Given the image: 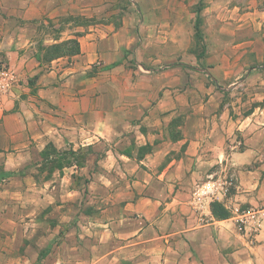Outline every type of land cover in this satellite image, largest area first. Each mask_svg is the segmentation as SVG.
<instances>
[{"label":"crops","instance_id":"0c3cea01","mask_svg":"<svg viewBox=\"0 0 264 264\" xmlns=\"http://www.w3.org/2000/svg\"><path fill=\"white\" fill-rule=\"evenodd\" d=\"M136 2V13L119 16L117 0H0V169L23 171L2 181L16 183L11 193L21 195L22 206L30 205L28 197L37 196L34 204L47 201L40 196L45 188L54 192L60 186L66 194L70 176L53 174L41 183L28 174L39 166L45 146L75 150L103 143L107 148L95 161L97 171L84 178L89 207L75 221L81 239L63 243L70 251L58 262L264 264V222L250 240L239 233L231 212L233 207L264 210V94L235 97L221 112L213 96L206 110L158 111L154 104L165 103L160 92L168 78L161 66L167 57L164 44L184 32L194 36L195 12L187 9L199 0ZM227 12L223 0H207L201 14L208 74L225 91L241 85L245 91L249 86L261 90L264 80L256 79L264 67L249 65L264 62V49L258 50L259 39L238 33L244 30L238 15L226 23ZM70 16L95 21L61 28ZM45 28L57 35L46 37L44 46L77 37L80 53L39 64L36 36ZM129 48L158 57L159 65H133L132 54L126 56ZM93 67L96 72L87 75ZM171 119L173 128H168ZM137 132L141 139L130 148ZM139 146L147 147L143 154ZM211 173L234 180L221 203L226 217L211 204L202 211L191 205L194 185ZM52 256L39 264L59 258Z\"/></svg>","mask_w":264,"mask_h":264},{"label":"rangeland","instance_id":"374dc122","mask_svg":"<svg viewBox=\"0 0 264 264\" xmlns=\"http://www.w3.org/2000/svg\"><path fill=\"white\" fill-rule=\"evenodd\" d=\"M117 1L116 7L120 10L119 16L136 13V11L140 9L136 0ZM217 1L220 2L222 0ZM223 1L226 2V7L228 8L227 19H225L226 23H232L234 20L233 17L238 15L241 21L240 23H243L244 28V30L238 28V33L240 34V31H244L241 32L243 39L249 38L251 35L253 40L259 39L258 50H263L264 1ZM202 4L204 10L207 6V0H202ZM195 6L196 5L189 7L187 11L194 14ZM230 10H233L232 14ZM246 13L252 14L248 16ZM137 14L139 15L141 13ZM230 16L232 17L230 18ZM63 20L68 22L63 23V26L61 24V28H73L76 25L84 27L93 25L95 18L70 16L65 17ZM202 21L205 43L207 40H205L206 25L204 16H202ZM250 28L251 30H247ZM54 30L55 29L45 28L38 31L36 36L37 42L35 44L37 53H35V55L39 53L40 57H42V53L39 52L40 47L44 46L42 42L48 36L57 35ZM136 33V44L138 47L140 46L142 50L144 43L143 36L141 33L139 34L138 29ZM177 38L176 40L175 38L172 40L169 37L166 44L162 42L165 47H167V57H165L166 60L164 62L162 61L161 66L162 70L167 71L168 78L167 86L160 92L162 98L166 97L165 103L161 105L154 104L158 107V111L186 115L194 110H206L205 108L208 106L207 101L210 96H213L218 98V100L216 99L218 102L216 111L221 112L224 109V105L235 97L246 98L250 93L257 94L256 91H261V93L264 94V86L261 90H259V88L255 90L248 85V91H245L242 85L233 90L231 88H228L227 91L219 89V86L217 87L216 84L214 85L212 78H210L208 74L207 68H209L210 65L207 63V50L203 55L201 54V49L196 45L193 35L189 37L184 32L183 36H178ZM187 40H189L191 44H187ZM260 42H262V44ZM164 45H162V47ZM132 49L133 48H129L127 50L126 56L132 54L130 62L133 65H159L155 63L158 57L147 56L143 54V52L137 54L133 52ZM162 52H164L163 48ZM198 55H202L200 60H197ZM191 64H193L192 67ZM259 66L264 67V62L252 63L249 65V69L255 68L258 70L257 68ZM256 70L253 72H256ZM91 71L92 70L89 72ZM177 71H183L181 72L182 75ZM249 73L251 72L248 71L247 74ZM257 75L256 82L264 80V73L257 72ZM212 105L215 106V104L211 103L209 107H212ZM172 119L167 121L168 128H173L174 120ZM138 137H140L138 132L131 134V140H129L131 143L129 146L130 148L137 147L136 144L141 139ZM106 148L107 145L103 143H100L96 148H92V146L89 145L76 148L75 150H73L72 147L56 149L52 144H47L43 150L45 151L44 158L41 157L42 160H40L39 166L32 167V169L28 171V174H31L36 180L41 179V183L49 181L53 174L55 175L54 177L58 178L62 175L70 176L71 184L67 185L68 187L66 188L68 189L67 193L69 196L66 195L67 193H62L63 191L60 186H58V190L54 192L49 188H45V191H43V194H40V196L43 197L46 195L47 201L43 200L39 202V204H34L33 201L37 200V196L34 197L35 199L33 198L34 200L28 197L27 203L30 204L29 206H25L26 204L22 206V200L19 199L21 195H17L16 190L14 193H11V191L16 188L15 182L11 183V181H9L6 182V184L2 181L22 175L23 171L13 170L4 172L0 169V264H38L37 257L42 252L45 253V256L53 255L54 257H59L55 258L53 261L51 260L49 264H64L58 261L59 259L61 260L67 252L69 253L70 250L61 245L63 243H68V245H70L72 242H78L81 239L79 238V227H75V221L78 213L82 212L86 207H89V204H86L89 198L84 194L87 192L83 191L86 186L84 178L86 174L91 175V173L97 171L96 166H94L95 161L104 153ZM138 149V154H143L147 147L139 146ZM6 173L13 174L11 176H6ZM48 184L49 183L46 185ZM6 188H9V192H7ZM64 195L68 198L67 201L62 200ZM54 197L61 198L62 202H57L58 200Z\"/></svg>","mask_w":264,"mask_h":264},{"label":"built area","instance_id":"2783aa9c","mask_svg":"<svg viewBox=\"0 0 264 264\" xmlns=\"http://www.w3.org/2000/svg\"><path fill=\"white\" fill-rule=\"evenodd\" d=\"M233 186V178L211 173L194 185L191 205L197 211H202L213 202L222 203ZM231 212L236 218L237 229L241 235L251 240L259 233L264 222V210L233 207Z\"/></svg>","mask_w":264,"mask_h":264},{"label":"trees","instance_id":"16d2710c","mask_svg":"<svg viewBox=\"0 0 264 264\" xmlns=\"http://www.w3.org/2000/svg\"><path fill=\"white\" fill-rule=\"evenodd\" d=\"M203 10V4L202 0H199V2L195 6V20L193 23V29H194V39L196 45L201 49V54L203 55L206 51V45L204 43V35L202 30V16L201 12ZM39 52L42 53V57H40L39 53L36 54V59L39 62V64L42 63H50L51 61L61 58V57H71L78 55L80 53V45L77 40V37L70 38L68 40H64L58 43H54L48 46H42L39 49ZM202 55L197 56V60L202 57ZM92 71L87 73V75H92L96 72V68H92ZM34 82V79L32 80ZM31 80L29 81V85H33V82ZM44 152L41 153V157L44 158ZM13 173H6V176H11ZM217 211V214L220 217H226L227 212L222 208L221 203L213 202L211 203ZM45 256V253L42 252L37 257L38 264L40 263V260Z\"/></svg>","mask_w":264,"mask_h":264}]
</instances>
